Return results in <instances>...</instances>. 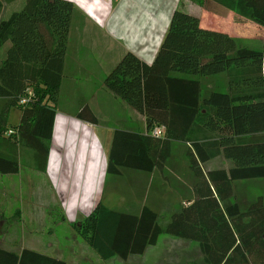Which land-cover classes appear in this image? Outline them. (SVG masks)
<instances>
[{"label": "trees", "instance_id": "obj_1", "mask_svg": "<svg viewBox=\"0 0 264 264\" xmlns=\"http://www.w3.org/2000/svg\"><path fill=\"white\" fill-rule=\"evenodd\" d=\"M11 2L12 0H0ZM224 16L233 11L264 26V0H192ZM212 4V5H210ZM70 0H24L18 11L0 19V173L19 169L21 148L30 149L44 170L71 13ZM226 76V88L203 79ZM103 85L140 113L145 131L114 129L106 172L120 168L161 169L172 141L187 145L195 178L193 198L164 225L143 206L128 214L97 202L71 226L101 259L142 254L168 234L196 241L207 264H264V198L244 210L227 202L232 182L264 178V49L239 45L226 32L204 28L199 18L173 9L153 60L146 63L126 51L106 74ZM18 121L8 126L10 111ZM75 117L96 124L87 104ZM163 127L154 136L155 127ZM222 157L227 165L213 166ZM0 264H67L32 249L0 247Z\"/></svg>", "mask_w": 264, "mask_h": 264}, {"label": "crops", "instance_id": "obj_2", "mask_svg": "<svg viewBox=\"0 0 264 264\" xmlns=\"http://www.w3.org/2000/svg\"><path fill=\"white\" fill-rule=\"evenodd\" d=\"M71 1L74 8L71 13L56 105L60 100L59 97H66L70 102L77 103L73 109L70 107L71 111L57 109V106L55 108L44 170L37 169L35 162L32 161V152L26 151V164H19L16 173H0V200H5L7 195L11 194L9 181L12 177L23 172H26L30 178L26 181L28 198L36 193V178L39 177L41 180L42 177L49 186L48 203L40 201L36 202L34 206L28 204L17 208L13 213L16 218L22 222L33 220L32 224L40 222L41 219L43 222L45 219L47 220L49 212L46 209L49 206H57L61 213L59 219L63 223H60L54 230L49 227L50 225H45L44 230L50 232L48 236L39 234L30 240H20L18 236L15 237L13 234L12 238L6 229L4 233L3 228L0 247L15 252H19L22 248L32 249L60 259L67 264H107V259H101L79 237L71 226L72 222L82 220L98 201L110 209L128 214H138L141 208L146 206L157 213V218L163 212L171 215L179 211L185 202L193 198L192 186L195 178L188 167V160L187 168L192 174V179L187 176L188 179L181 181L177 175L171 176V173H179L167 169L177 164V161L170 159L171 145L169 156L161 169L141 171L122 167L119 169V174L107 173L106 156L113 130L122 129L143 133L145 131L144 118L133 108L134 112L130 108L127 109L123 100H118L119 97L117 98L111 91L104 88L103 76L106 72H103L100 79V86L103 89L102 98L104 95L113 97L117 101L118 108H121L125 114L113 122L118 127L109 125L107 119L110 117L105 115L107 111L102 114L99 109L95 111L92 107L93 101H98L95 95L99 92L93 90L89 96H85L80 84L87 81H97L96 74L106 70V66L115 64L126 51H130L144 62L150 63L167 28L173 9L182 3H180L181 0ZM198 7L201 8L202 6L199 5ZM180 8L197 16L202 27L213 29V25L207 26L202 23V11L197 13L187 7ZM203 11L210 13L212 20L213 15L221 16L205 9ZM86 39L94 40V51L99 50L110 56L107 64L96 63V68H92L87 63L83 52H81L89 44L85 43ZM5 48L6 45L0 48V63ZM92 71L94 72L92 73ZM81 103L87 104L96 117V124H90L75 117L78 104ZM1 104L2 99H0V108ZM11 116H13V122L18 121L16 110L10 111ZM184 145L187 150V145L185 143ZM22 166L26 167L27 170L22 172ZM33 177L34 179H32ZM179 178L180 181H178ZM184 191H186V195H182ZM105 193L107 194L106 197ZM118 193H127V195L121 196ZM37 196L41 198L40 194ZM29 199L31 200V198ZM5 205V203L0 202V228L6 223L2 215V209ZM37 208L40 209L39 212ZM78 218L80 219L78 220ZM14 230L18 231V229ZM166 235L168 234L159 235L155 244L147 246L142 254L129 255L124 259V263L194 264L193 262H196L197 258L198 263L207 264L203 261L196 241ZM160 244H163L167 249H159ZM182 248L187 252V256L181 254Z\"/></svg>", "mask_w": 264, "mask_h": 264}, {"label": "rangeland", "instance_id": "obj_3", "mask_svg": "<svg viewBox=\"0 0 264 264\" xmlns=\"http://www.w3.org/2000/svg\"><path fill=\"white\" fill-rule=\"evenodd\" d=\"M183 2L185 3L183 4ZM23 3H24V0H12L11 2H6V3L2 1V5L0 7V19H6L10 15V13H12L13 11L20 10L23 6ZM180 3H182V5H179L178 7H187L189 8V10H193L197 13L202 11L201 12L202 23H204L207 26L213 25L214 30H220V31L226 32L231 37L236 39L239 45H243L248 48L264 49V26H260L254 23L253 21H251L250 19L243 17L233 11H228L227 14L224 16H214L213 15V20H212L210 13L206 11L204 12L203 11L204 9L202 7L201 8L198 7L200 5L198 2H194L192 0H188V1L181 0ZM85 43H89V44L83 50H81V52H83V56L85 57L87 63L90 64L92 68H96V63H103V64L106 63L107 64V60L110 59V56L108 54L106 55L105 53L100 52L99 50L94 51L93 49L94 40L86 39ZM114 65L115 64H113L112 66H106V70L100 71V74L97 73L96 74L97 81H87L80 85H82V89H83L82 91L85 96H89L93 90H97L99 92L97 95H95L98 101H93V104H91L92 107L95 109V111H98L99 109V111H101L102 114L105 113V111H107L105 115L110 117V119H107L109 121V125L118 127L113 122L116 119H119L125 116V114L123 113L121 108H118V106L116 105L117 101L113 97H109V95H104L102 98L103 89H101V86H100V83H101L100 79L103 75V72L104 73L106 72L105 73V76H106V74L111 70V68ZM93 72L94 71H92V73ZM66 80H69V79L66 78ZM203 82L206 85H209L212 87L226 88V76L224 73L218 76L217 75L211 76V78L203 79ZM78 83H79V80H78ZM59 99L61 101L59 100L58 105H56L58 107L57 109H62V110L65 109V111H71L75 107V103H77V102H73V103L70 102L69 100L66 99V97L65 98L59 97ZM118 100H121V99L118 98ZM66 104H69V105L66 106ZM79 105L80 104H78V108H79ZM125 106L127 109L130 108L134 112V110L127 103L125 104ZM78 108L76 111H78ZM14 123L16 122H13V116H11L7 122V125L12 126ZM124 125L126 126V124ZM171 148H172V151H171L170 159L171 161L173 160L177 161V164H176L177 166L175 165L174 167H168L167 169L179 172V173L175 172V174L171 173V176L175 177L177 175L178 177L181 178V181H185V179H188L187 176H189V178L192 179V174L190 173V171H188V168H187V156L185 155L186 149H185L184 143L180 141H172ZM20 150L21 152H20L19 164L24 165L26 164V161H27L25 152L26 151L32 152V150L23 149V148H21ZM32 161L34 163L33 152H32ZM227 162L228 160L222 159V157H216L213 159V166L220 167L222 165H227ZM21 169H22V172L27 170V168L24 166H22ZM180 178L178 179V181H180ZM32 179H34V177ZM36 179H37L36 193L32 194V197H29L31 198V200L28 198L29 194L27 192L28 190H27V184H26V181L30 180V178L29 176H27L26 172H23L18 176L12 177L11 181H9L10 183L9 192L11 194H8L5 200H0V202L6 204L4 208L2 209V215L6 223L4 224V226H2V228H0V237H3L2 230L4 228V233L6 232V230L9 231V233L11 234L10 237H12V234H13L15 235V237L18 236L20 240H24V239L30 240V238L39 236V234L43 236L45 235L48 236L50 232H47L44 230L45 225L47 226L50 225L49 227H51V229L54 230L60 225V223H63L59 219L61 213L60 211H58L57 206L55 207L49 206L46 209V211H49V212H48L47 220L45 219L43 222H42V219L40 220V222L33 223V224H32L33 220L30 222L28 221L22 222L21 220L16 218V216H14L13 213L15 212L17 208L23 207L28 204L34 206L36 202H40V201H43L44 203L46 202L48 203L49 201L48 197L50 196L49 186L46 183V181L42 179V177H41V180L39 179V177ZM232 186H233V196L227 202L232 201V202L237 203L240 210H244L248 206V204L251 203L258 196H261L262 198H264V178L236 180L232 182ZM39 194L41 195V198H38L37 195ZM106 195L107 194L105 193V197ZM118 195L126 196L127 193L125 194L118 193ZM182 195H186V191L182 192ZM126 200H129V199H126ZM26 201L27 203H25ZM37 209L39 212L40 209L39 208ZM169 217H170L169 214L163 212L162 214L158 215L157 223L160 226L164 225L168 221ZM79 219L80 218H78V220ZM14 229H18V231L16 232V230ZM159 249H167V248H165L163 244H160ZM181 254H184V255L187 254L184 248H182ZM195 261L196 262H193L194 264H204L202 262L198 263L197 258ZM106 263L107 264H127V263H124V260H121L118 257L107 259Z\"/></svg>", "mask_w": 264, "mask_h": 264}, {"label": "built area", "instance_id": "obj_4", "mask_svg": "<svg viewBox=\"0 0 264 264\" xmlns=\"http://www.w3.org/2000/svg\"><path fill=\"white\" fill-rule=\"evenodd\" d=\"M162 131H163V127H162V126L155 127V128L151 131V134L154 135V136H161Z\"/></svg>", "mask_w": 264, "mask_h": 264}]
</instances>
